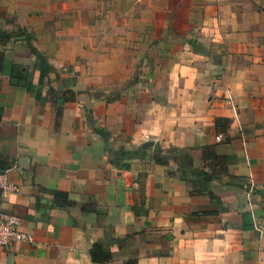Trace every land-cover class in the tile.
<instances>
[{
    "label": "crops",
    "instance_id": "0c3cea01",
    "mask_svg": "<svg viewBox=\"0 0 264 264\" xmlns=\"http://www.w3.org/2000/svg\"><path fill=\"white\" fill-rule=\"evenodd\" d=\"M6 169L0 264H264V0H0Z\"/></svg>",
    "mask_w": 264,
    "mask_h": 264
},
{
    "label": "trees",
    "instance_id": "16d2710c",
    "mask_svg": "<svg viewBox=\"0 0 264 264\" xmlns=\"http://www.w3.org/2000/svg\"><path fill=\"white\" fill-rule=\"evenodd\" d=\"M9 36V35H7ZM31 53L35 55V57L39 58L34 48L30 47ZM99 131V130H97ZM143 153L142 149L136 148L133 150H118L112 152V157H110V161L114 164H117L121 167H127L128 164L123 162V159H131L134 157H138ZM155 161L163 163V160L159 157L155 158ZM201 162L202 167L192 173L193 179L186 178L183 171H181L180 176L187 182L193 192H200L206 189V183L214 178L216 175L225 173V157L218 155L215 153L213 146H203L201 149ZM55 195L64 196L63 193L55 192ZM96 246V245H95ZM94 246V248H95ZM91 257L96 259L97 261H104L107 258L101 257L98 254L95 255L94 249L91 253Z\"/></svg>",
    "mask_w": 264,
    "mask_h": 264
},
{
    "label": "built area",
    "instance_id": "2783aa9c",
    "mask_svg": "<svg viewBox=\"0 0 264 264\" xmlns=\"http://www.w3.org/2000/svg\"><path fill=\"white\" fill-rule=\"evenodd\" d=\"M223 134L217 133L214 136L219 141ZM15 183L7 178V169L0 172V196L5 197L9 192L17 191ZM13 241H32V235L20 228L19 218L10 212L0 211V247L7 246Z\"/></svg>",
    "mask_w": 264,
    "mask_h": 264
},
{
    "label": "water",
    "instance_id": "95a60500",
    "mask_svg": "<svg viewBox=\"0 0 264 264\" xmlns=\"http://www.w3.org/2000/svg\"><path fill=\"white\" fill-rule=\"evenodd\" d=\"M153 143L152 142H150V141H145V142H143L142 144H141V148H146L147 146H149V145H152ZM155 146V145H154Z\"/></svg>",
    "mask_w": 264,
    "mask_h": 264
}]
</instances>
